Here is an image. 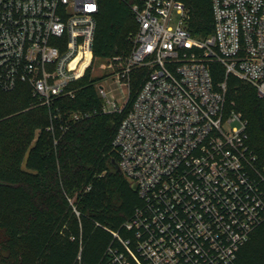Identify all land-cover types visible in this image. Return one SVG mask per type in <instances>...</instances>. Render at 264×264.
Wrapping results in <instances>:
<instances>
[{"label":"built area","instance_id":"1","mask_svg":"<svg viewBox=\"0 0 264 264\" xmlns=\"http://www.w3.org/2000/svg\"><path fill=\"white\" fill-rule=\"evenodd\" d=\"M123 1L136 29L129 54L110 59L115 71L96 84L100 110L66 107L94 60L97 0H0V91L27 89L46 107L54 144L97 114H122L116 165L141 204L125 225L132 241L109 247L104 264H234L264 224V171L246 120L226 109V78L264 102V0H208L212 33L202 39L179 0ZM209 62L223 67V81L213 82Z\"/></svg>","mask_w":264,"mask_h":264},{"label":"trees","instance_id":"2","mask_svg":"<svg viewBox=\"0 0 264 264\" xmlns=\"http://www.w3.org/2000/svg\"><path fill=\"white\" fill-rule=\"evenodd\" d=\"M92 44L93 61L131 50L136 26L123 0H97ZM186 7L187 29L194 38L212 33L208 0H179ZM215 84L224 80L223 67L208 63ZM87 70L78 81L72 110H100L102 102ZM143 71L135 70L130 101ZM226 109L247 122L248 146L264 171V102L249 84L226 78ZM48 109L27 89L0 91V264H104L109 247L133 239L125 225L140 206L129 182L116 170L112 140L122 114H97L57 137L46 131ZM76 212V213H75ZM234 264H264V224L239 248Z\"/></svg>","mask_w":264,"mask_h":264},{"label":"rangeland","instance_id":"3","mask_svg":"<svg viewBox=\"0 0 264 264\" xmlns=\"http://www.w3.org/2000/svg\"><path fill=\"white\" fill-rule=\"evenodd\" d=\"M176 21H177V15L174 12L172 14V21H171V27H175L176 25ZM120 53H121V57H126L129 52L127 50V48L125 47H120ZM110 61H93L92 66L88 69L90 76L91 77H95V78H100L99 81H101L102 77L108 75V74H112L115 71V65L113 63H109ZM107 64L110 66L108 67ZM101 84V82L99 83V85ZM131 92V89H130ZM240 113V112H238ZM241 114V113H240Z\"/></svg>","mask_w":264,"mask_h":264},{"label":"water","instance_id":"4","mask_svg":"<svg viewBox=\"0 0 264 264\" xmlns=\"http://www.w3.org/2000/svg\"><path fill=\"white\" fill-rule=\"evenodd\" d=\"M112 164L114 165V167L116 168V170L119 172L118 168H117V165L115 164V162L113 161ZM130 189L135 192L136 189H135V186L133 184H130Z\"/></svg>","mask_w":264,"mask_h":264}]
</instances>
